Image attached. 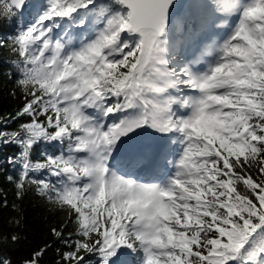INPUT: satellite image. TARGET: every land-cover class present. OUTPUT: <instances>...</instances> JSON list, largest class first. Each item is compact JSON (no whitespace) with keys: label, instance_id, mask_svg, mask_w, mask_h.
Returning a JSON list of instances; mask_svg holds the SVG:
<instances>
[{"label":"snow or ice","instance_id":"6c2138e0","mask_svg":"<svg viewBox=\"0 0 264 264\" xmlns=\"http://www.w3.org/2000/svg\"><path fill=\"white\" fill-rule=\"evenodd\" d=\"M0 29L7 179L66 217L21 264H264V0H0Z\"/></svg>","mask_w":264,"mask_h":264},{"label":"trees","instance_id":"16d2710c","mask_svg":"<svg viewBox=\"0 0 264 264\" xmlns=\"http://www.w3.org/2000/svg\"><path fill=\"white\" fill-rule=\"evenodd\" d=\"M2 30L4 29H0ZM10 71L14 70L10 67L7 52H0V117L14 114L23 105L21 94L18 91L16 95L12 94L15 77L9 79ZM20 122V120L10 122L7 130H14ZM47 150L52 151L50 148ZM17 152L18 149L14 145H0V251L13 264H21L45 243H52L55 238L50 234V230L54 227L59 229L66 219L64 213L46 204L34 190H29L22 199L17 197L15 185L9 182L7 177L15 178L18 170L13 169L6 162L8 156ZM44 152L45 146L38 145L32 153V158L40 160ZM5 199L7 206L3 203ZM17 219L21 220L20 225L15 223ZM72 230L71 226L67 227L65 235ZM11 235L18 236L19 240L12 242L9 239ZM57 248L61 251L66 250L61 243H53V247L46 252L41 264H55L59 259L56 254Z\"/></svg>","mask_w":264,"mask_h":264},{"label":"rangeland","instance_id":"374dc122","mask_svg":"<svg viewBox=\"0 0 264 264\" xmlns=\"http://www.w3.org/2000/svg\"><path fill=\"white\" fill-rule=\"evenodd\" d=\"M142 175H143V173H142Z\"/></svg>","mask_w":264,"mask_h":264}]
</instances>
